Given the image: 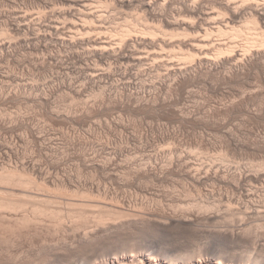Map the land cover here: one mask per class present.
Instances as JSON below:
<instances>
[{
    "label": "bare ground",
    "instance_id": "1",
    "mask_svg": "<svg viewBox=\"0 0 264 264\" xmlns=\"http://www.w3.org/2000/svg\"><path fill=\"white\" fill-rule=\"evenodd\" d=\"M62 1L64 8H68L54 10L50 14L42 11L33 20L36 23L28 15L16 16L11 32L16 35L26 32L30 37L17 39L15 43H0V52L20 45L30 48L31 44H36L34 51L37 54L54 46L59 51L70 50V58L77 65L85 61L94 62L95 69L90 70L92 73L88 75L91 83L97 80L100 85L106 84L119 72L123 85H130V88L141 85L145 88L149 85L145 77L152 74V88L158 84V87L170 92L177 87L182 95L192 93L190 87L196 81L198 83V79L212 77L218 79L222 87L233 88L237 85L238 88L241 81L251 80L252 74L264 75L262 70L250 71L254 66L264 64V0ZM97 4L100 5L99 9L96 8ZM112 6L126 12L137 11V24L124 22L126 27L109 29L110 22L114 20L109 14ZM62 20L69 22L61 23ZM152 23L158 26H151ZM92 32H97V36H91ZM116 63L119 65L117 68L113 67ZM247 86L245 88L249 89ZM255 87L254 91L251 87L250 92L243 89L238 92L236 89L238 93L234 95V100L258 104L264 95V77L257 81ZM218 89L223 93L221 87L218 86ZM80 93L78 90L75 92ZM182 99L175 103H181ZM0 101H6L2 94ZM44 102L50 113L56 116L50 101L45 99ZM236 102L233 103V111L237 109ZM160 105L161 108L165 107V104ZM160 105L136 107L131 103L130 110L135 113L153 112ZM239 108L235 111L236 115L248 113L249 109L244 111ZM173 110L176 111L175 108ZM189 119L188 114H180L174 121L182 124ZM233 134L229 137L236 141ZM16 150L0 141V264H128L130 261L153 264L154 258L159 259L161 264H264V188L260 189L264 183V164L253 172H232L230 167L214 165L184 169L186 177L194 185L212 182L230 187L234 193H241L244 198L241 203H244L239 204L244 206L240 210L231 208L236 204L234 198L220 195V202L228 203L225 205L228 207L226 211L237 209L236 214L241 215L246 211L244 214L247 216L240 219L241 224L237 226L234 221L229 222L233 215L216 211L218 202L215 201L214 192L207 197L215 202L207 201L205 205L200 203L193 205L192 209L187 207L181 211L170 212L164 209L160 201L163 207L159 203L154 207L150 202L145 204V197L140 202L139 197L143 193L155 195L150 184L162 181L168 172L164 168L167 165L163 168L152 166L150 157L147 161L142 159L139 162L134 157L135 162L130 154L126 155L120 150L80 151L73 153L75 155L71 153V159L79 166L67 170L66 165L65 168L61 166L65 163L58 162L64 154L61 151L45 150L37 153L36 157H28L25 150L23 153ZM44 159L50 160L47 167L42 163ZM124 162L128 164L123 165ZM130 186L136 189L135 204H132L133 195L130 197L132 203L120 196L121 193L128 194ZM210 224L215 225L217 230L207 229ZM173 229L182 230L184 235L188 233L190 237H182L181 231L180 237L174 238L168 246L169 243L166 245L162 242L160 234L162 231L172 232ZM169 234L167 238H171ZM199 235L203 239L210 237L215 244H222L223 248L211 249L210 246L214 244L209 245L210 242L206 240L197 242L195 239L200 238ZM194 236L197 237L194 239Z\"/></svg>",
    "mask_w": 264,
    "mask_h": 264
},
{
    "label": "rangeland",
    "instance_id": "2",
    "mask_svg": "<svg viewBox=\"0 0 264 264\" xmlns=\"http://www.w3.org/2000/svg\"><path fill=\"white\" fill-rule=\"evenodd\" d=\"M62 2H63L62 0H0V43L2 42L15 43L16 41H18L17 39L30 37L26 32L24 33L22 32L19 35H16L13 32H11L12 31L11 26L13 25V22H15V20L17 19L16 16L18 17V15L19 16L28 15L30 16V18H32V22L36 23L37 21H33V20H35V18H37L39 15L38 13L42 11L50 14L54 10L68 8V7L64 8L65 5L64 2L63 3ZM98 5L99 4L96 5V8L98 7L99 9L100 5L99 6ZM96 8L94 7L95 10H97ZM111 8L109 9L110 12L109 11L108 12L109 14L110 13L112 14L114 20L111 19L112 21L110 22L111 24L109 25L111 27L108 26L109 29L112 28V30L113 29L119 30L123 28V25L124 27H126V23L124 24V22L131 21L132 23L137 24L136 23L137 22L136 18H138L137 11L131 10L126 12L124 10L122 11L121 9H117L113 6ZM94 9L92 8V10ZM68 22L69 21L67 20H62L61 23L67 24ZM156 23L160 25V23L158 22ZM156 23H152L151 26H156L157 25ZM4 30L6 33L5 36L3 32ZM91 36H97V32H92ZM35 45L36 44L33 45L31 44L32 47L30 46V48L28 47L25 48V46L23 47L22 45H20L17 47L10 48L9 51L6 52L4 51L5 53L0 52V95L2 94V96L6 100L5 102L0 101V141L7 143V140H4L5 137L12 139L17 146L16 148H14L15 150L17 149L20 153H23L25 150V153H27L29 151V148H31V151L33 153L32 155L34 157L38 156L37 153L45 150H47L45 152H48L49 150V152L55 151L59 153V151H61V153L62 152L64 153V150L67 149V151L72 154L79 153L80 151L81 152L83 151L84 153L86 152L88 153L95 151L103 152V150L104 152L105 151L114 152L120 150L123 151L124 154L126 155L130 154L133 157L132 161H135L134 159L135 157L136 160H138V162L141 161L142 159L145 161L152 159L151 160L153 162L152 166L153 165L159 166L161 168L162 166L164 167L165 165H167L164 167L168 171L167 174H165L166 177L162 181L159 182L157 181L155 184H150L151 186H149L151 188V191L154 190L155 195L154 193L153 194L143 193L139 197L140 199L138 198L140 202L141 201L143 202L144 200L143 203L145 204L151 203V205L154 207V205H156V203L158 204L160 201V203H162V205L164 206V209L170 212L171 210L181 211L183 209H188L187 207H189V209H192L193 208L192 206L196 204L201 203V205H205L207 201L208 203L213 202L214 200L212 199L208 200L207 195L210 194V192L211 193L214 192V194L216 195L215 201L216 203L218 202L217 203L218 208L216 210L217 212H220L223 215L226 214L227 216L228 215L234 216V214H236L238 210L243 209L242 206L244 205H240L244 203V202L241 203V201L244 200L241 193L240 194L238 192L234 193L232 188L216 183L215 185L212 182H207L204 185H196V184L194 185L192 181H190L189 178L186 177L185 170L188 168L196 169V168H200L201 166L202 167L206 166L205 168H207L208 166L211 167L214 165L217 167L218 166L230 167L232 169V172H236V171L253 172L259 170L258 168L260 167V165L264 164V136L257 135L259 128L261 126H264V116H263L264 95L262 96L263 98L262 97L260 98L261 101L259 99L258 104L257 103L254 104L252 102L246 104L244 102L239 101L240 99L234 100L235 98L234 95L242 91V89L243 91L245 90L250 92V88L252 87L251 90L253 89L254 91L256 89L255 86L257 81L261 80L264 77V75L259 73H257L258 75L256 73L252 74L253 77L251 78V80L250 78L246 79L247 81L250 82L248 83L246 80L243 82L241 81V83L238 85V88L237 85H235L236 87L234 86L235 88L234 87L228 88V86L227 87L225 86L226 88L224 86L222 87L220 86L222 84L218 82V79L216 78L214 79L212 77L201 80L198 79L199 82L197 83L196 81L195 82L196 84H193L194 86L191 85L190 87L191 90L189 91H191L192 93H187L186 95H182L181 92L177 90L178 89L177 87L174 88L176 90L173 89L170 92L165 91V89H163L161 86L158 87V84H156L157 87L154 86L155 88H152L153 87L151 86V81L153 80L152 74H150L151 76L146 75L147 77H145V79L146 82L149 83V85L147 83L148 86H146L145 88H142L141 85H137V88L136 87L130 88V85L127 84L123 85L124 82L121 80L119 72L116 73V75H114L111 80H108L106 84L100 85L96 80L92 83L94 84L96 82L95 84L97 85L95 84L93 85L88 80L89 79L88 75L92 73V71L90 70L94 68L95 66L94 62L85 61L83 64L78 63L77 65L76 64L77 62L74 61V59L72 60V58H70L71 57L70 50L59 51V49H57L54 46H51L52 48L50 47L51 49L48 51L45 50V52L43 51L36 54V52L34 51ZM29 49L32 50L30 51ZM118 66L119 65L117 63L113 65V67L115 68H117ZM263 66L264 64L260 63L258 65L259 68L256 65L254 66V68H251L250 71L253 70L256 71V69L257 71H261V70L264 71ZM251 81L253 82L252 83L253 86H251L252 85ZM246 82L250 84L249 87L247 86ZM202 83L203 84L207 83V84L203 85ZM218 86L219 88L221 87L220 90L223 93L219 91ZM246 86L249 89H246L245 88ZM253 87H255V89ZM215 89H217L221 94L224 95H220V93ZM236 89L238 92L236 91ZM77 90L81 92L80 95L75 94ZM101 91H103L104 94L109 96L110 98H118L121 101V103H114L111 105L95 107V108H87L86 105H83V102L87 101L89 96L99 93ZM130 95L132 96L131 99H130L131 97ZM162 96L169 97L168 103H166L167 105L165 104V107L161 108V105L158 104L160 105V107H156L155 110H153V112L143 111L142 113L141 111L139 113H135L132 110H130L131 103L122 102L124 100L132 101V99L133 101H135L136 99L135 97L145 98L149 100L151 99L152 101H158ZM44 98L46 99V101L47 100L48 102L50 101L49 103L50 107H53L54 109L58 110L55 112L56 116L50 113L49 108H47L48 106H46V103L44 102L45 101ZM41 99L43 100L41 101ZM180 99H182L181 104L186 105V107L183 109V112L184 113L186 111L187 112L184 115L188 114L190 119L192 118L194 122L192 119L191 120L189 119L188 122L186 123L184 122H182V124L180 122L175 123L174 119L181 113L177 110L176 111L173 110L174 107L170 105V103L171 104L174 103L175 105L176 104L175 101L176 102L178 100L180 101ZM232 101L235 102L237 101L236 102L237 109L241 107L239 108V110L245 111L249 108H253V107L257 108V110L260 113L262 112L260 119L258 116L257 117L258 119L256 118L252 120L249 123L248 127L246 128L233 129V132L231 133L225 131L226 128L239 121L240 118L242 117L241 116L242 114L240 115L241 117L238 116L239 114L237 115L235 114L236 113L235 111L237 109H235L234 111L232 110L233 103H235ZM261 102L263 103V105ZM238 103L240 106H238ZM258 105H260L261 107ZM157 108L159 109L157 110ZM160 109L163 110L161 111ZM226 109L227 111L225 112ZM248 111L249 110H247V112ZM174 112H176V114ZM224 112L225 115L223 114ZM196 115L198 116V119ZM228 115H230V117ZM113 116L123 117V119L120 122H117L116 120L112 119ZM193 117H195L196 119ZM201 119L204 120L201 121ZM197 120L199 121V123ZM191 121L193 123H190ZM26 130H29L30 134H27L25 137H20L18 135L20 131H26ZM232 134L233 136L235 135L234 138L236 141L234 140L232 141L231 137H229ZM65 138L72 141L71 146H68ZM229 155L231 157H229ZM209 157H213V158L216 157L215 160H218L219 162H213L211 160L208 161ZM49 161L48 160L45 161L44 159V161L42 160V163L47 167V164L50 165L49 163H47ZM63 163L64 162H61V164ZM124 163L125 164L123 163L121 164L123 165L128 164L126 162ZM65 165L66 163L61 166L63 168L66 167L65 169H67L68 167L67 165L66 166ZM75 168L76 167H74V169ZM260 186H261L260 189L263 190L264 183H262V185ZM129 190L131 191V193L130 191L128 192V194L130 193L129 194L130 196L127 193L126 194L121 193L120 196L121 197L123 196V199L124 198L126 200L129 199L130 203H132L131 200L133 199L132 204H135V201H137V197L135 196L136 189L134 187L131 188L130 186ZM221 194L222 195L224 194L230 197L231 199L234 198L233 200L234 202L236 201L235 202L236 204L231 205V208L237 207L238 210L231 209L230 211L229 210L226 211L228 207L225 205H227L228 203L220 202ZM131 195H133L132 199H130ZM134 196L136 197V199ZM142 197L143 198L145 197L146 199L145 198L143 199ZM241 197L243 199H240ZM141 198L143 200H141ZM175 199L178 200L176 201ZM256 199L258 200V198ZM129 201L127 200V202ZM153 202L154 204H152ZM237 203L240 204L238 205ZM177 204L179 205L180 209ZM162 205L160 204V206ZM256 205H258L257 202ZM262 211H264V208H262ZM141 212H145V211L142 210ZM245 212L246 211L244 210V213ZM249 212L250 211H248V213ZM244 213L242 215L240 213L236 214V217L232 216V220L230 219L229 222L234 221L235 225L237 226L240 225L241 224L240 219L247 216V214ZM210 225H208L206 228L211 231L212 229L217 230L215 228V225L213 224ZM206 228L204 229L202 228V230H207ZM171 231L172 232L168 231L170 232L171 235L167 231H166L167 234H165L166 233L165 231H162V233L165 235H163L162 233L161 234L157 233L161 235V240H163L162 241L163 243L165 244L169 243L168 246L171 245V243L173 242L172 240L174 238L180 237L179 236L180 234L182 237L184 235L182 230H181L182 232L180 230L178 231L174 229ZM173 232L175 234H173ZM179 232L181 233L179 234ZM168 234L171 236V238L170 237L167 238ZM187 234L185 235L187 237L188 236L190 237V235ZM196 237L194 236L193 238L195 239ZM198 238L195 239L197 242L201 240H206L207 242L208 241L210 242L209 245L214 244L212 245L213 247L210 246L211 249L223 248L222 244L220 246L218 245L219 242H216L217 244H215V242H213L210 237L209 239H207L208 237L207 238L205 237L206 239H203L200 236L199 238L200 240H198ZM166 240L167 241L169 240V242H167ZM159 252L160 250L158 248L157 253ZM147 258L148 256L144 260L147 261ZM154 259L155 260L152 261L153 264H161V262L158 261L159 259L158 260L157 258ZM128 264H139V262L132 263L130 261V263Z\"/></svg>",
    "mask_w": 264,
    "mask_h": 264
},
{
    "label": "clouds",
    "instance_id": "3",
    "mask_svg": "<svg viewBox=\"0 0 264 264\" xmlns=\"http://www.w3.org/2000/svg\"><path fill=\"white\" fill-rule=\"evenodd\" d=\"M162 83H163V81H162ZM169 87H171V85H169ZM168 100H169L168 96H162L160 98V100H158V101H152V100L145 99V98H138L134 102L131 100H124L122 102L123 103H133L134 106L139 107L141 105L166 104V103H168ZM114 103H121V101L118 98H110L109 96L105 95L103 91H101L100 93H96V94L89 96L88 100L83 102V105H86L87 108H95V107L111 105ZM173 107L177 111H179L181 113V115L185 114L183 112V109L186 107L185 104H181L178 102L175 105H173ZM13 111H15V110H13ZM53 111H58V110L53 109ZM260 115H261V113L257 110V108H249V111L246 115H243L239 121H237L233 125H230L228 128L225 129V131L232 132L233 129L246 128V127H248L249 123L252 120L256 119ZM112 119L116 120L117 122H120L123 119V117L113 116ZM27 134H30L29 130L20 131L18 133V135L20 137H25ZM257 135L264 136V126H261L259 128ZM4 140H7V144H9L11 147H13V148L17 147L16 143L12 139L5 137ZM65 140H66L68 146H71L72 141L67 139V138H65ZM71 155L72 154L70 152H68L67 149H65L64 154L61 157H59L58 162L66 163V165L69 169L74 168V167H78L79 165L74 160L71 159ZM26 156H28V157L32 156L31 148H29V151L26 153ZM209 160H211L213 162H219L218 160H215V158H213V157H209ZM107 162H109V161H105V163H107Z\"/></svg>",
    "mask_w": 264,
    "mask_h": 264
}]
</instances>
